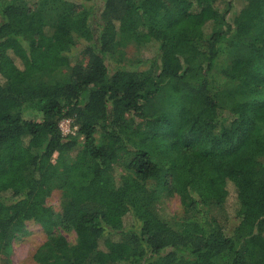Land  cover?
I'll return each mask as SVG.
<instances>
[{
  "label": "trees",
  "instance_id": "obj_1",
  "mask_svg": "<svg viewBox=\"0 0 264 264\" xmlns=\"http://www.w3.org/2000/svg\"><path fill=\"white\" fill-rule=\"evenodd\" d=\"M182 7L0 0V264L27 221L51 264H264V0Z\"/></svg>",
  "mask_w": 264,
  "mask_h": 264
},
{
  "label": "rangeland",
  "instance_id": "obj_2",
  "mask_svg": "<svg viewBox=\"0 0 264 264\" xmlns=\"http://www.w3.org/2000/svg\"><path fill=\"white\" fill-rule=\"evenodd\" d=\"M166 6L167 18L174 19L179 14L183 4L186 0H158ZM223 0H218L222 2ZM81 45L74 50L73 54L76 53V50L79 49ZM156 52L155 44L147 45L142 48H136L131 46L127 50V57L132 60L140 59L144 62H141L140 67L144 68L147 65V59L153 57ZM76 56L73 55V62L75 61ZM29 114V115H28ZM28 117L33 119H40L41 116L38 113H28ZM60 128L63 135L75 133L76 127L72 124L70 119H62L60 121ZM81 140V139H80ZM76 156L79 164L82 163L84 159V154L81 150V146L77 145L72 157ZM231 195L226 203V208L228 211H231L235 196V191L233 187H230ZM59 190H54L50 197L48 198V203L54 205L58 208L59 206ZM162 210L165 214L178 213L181 211V204L178 196L170 197L162 203ZM253 218H247L242 222L238 218H231L228 221L227 229L233 230L236 225L241 223L243 226L244 232H248L252 228ZM27 230L25 233L20 234L14 241L12 245V250L10 257L14 264H40L41 262H46L51 264V253L55 250L61 251L64 246L69 242H74L76 234L74 231L62 230L63 236L59 241L51 239L45 231L42 229L41 225L34 221H27L26 224Z\"/></svg>",
  "mask_w": 264,
  "mask_h": 264
}]
</instances>
